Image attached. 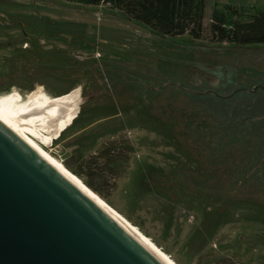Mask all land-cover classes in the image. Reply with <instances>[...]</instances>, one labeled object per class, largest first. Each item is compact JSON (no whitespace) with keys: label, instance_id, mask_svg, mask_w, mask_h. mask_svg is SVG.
I'll use <instances>...</instances> for the list:
<instances>
[{"label":"rangeland","instance_id":"374dc122","mask_svg":"<svg viewBox=\"0 0 264 264\" xmlns=\"http://www.w3.org/2000/svg\"><path fill=\"white\" fill-rule=\"evenodd\" d=\"M226 5L244 15L264 10V0H207L205 35L194 40L159 35L106 6L0 0V15L17 24L20 38L29 34L34 52L29 79L23 67H0V98L13 93L20 104L34 103L37 117L20 121L52 140L44 147L27 136L82 172L177 264H264L258 139L233 124L264 117V109H250L264 89L221 99L178 88L231 94L264 87V45L209 38L214 8ZM114 149L125 152L122 166L102 157Z\"/></svg>","mask_w":264,"mask_h":264},{"label":"water","instance_id":"95a60500","mask_svg":"<svg viewBox=\"0 0 264 264\" xmlns=\"http://www.w3.org/2000/svg\"><path fill=\"white\" fill-rule=\"evenodd\" d=\"M178 88L221 99L264 89ZM0 264L160 263L0 124Z\"/></svg>","mask_w":264,"mask_h":264},{"label":"trees","instance_id":"16d2710c","mask_svg":"<svg viewBox=\"0 0 264 264\" xmlns=\"http://www.w3.org/2000/svg\"><path fill=\"white\" fill-rule=\"evenodd\" d=\"M64 1L88 6H106L125 15L130 20L143 24L151 31L163 36L176 37L189 35L194 40H202L206 31L204 27V18L207 0ZM208 32L210 40L214 43L226 44L228 46L240 48L264 45V10L256 12L252 15H244L235 6L226 5L223 9H218L215 7L211 16ZM208 96L209 95L206 97ZM44 113L45 109L40 106V121L44 120L42 119L44 118ZM242 124V128L249 132L250 127L244 125L246 124L244 120H242ZM235 127L236 126H234V128ZM228 128L231 130L230 126H228ZM40 133L42 132L40 131ZM249 134L258 139L257 147H255L254 150L256 152L255 159L253 161V166L257 167L262 158H264V122L255 125L254 132L250 131ZM231 137L234 138L235 135L233 134ZM237 139L238 138L235 137L234 141ZM125 156L126 155L124 151L116 152V149L102 153V157L104 160L108 161V164L113 166L116 165L117 167L126 163L127 157ZM65 168L70 172L72 171L68 165ZM260 171H264V164L260 170L257 171V173ZM71 173H74V175L80 178L83 182L82 178H84V175L82 172L72 171ZM83 184L92 193L103 200L99 196L101 193L91 182L86 181L85 183L83 182ZM105 203L110 206L107 202ZM111 208L116 211L113 207ZM116 212L119 213L118 211Z\"/></svg>","mask_w":264,"mask_h":264},{"label":"bare ground","instance_id":"6f19581e","mask_svg":"<svg viewBox=\"0 0 264 264\" xmlns=\"http://www.w3.org/2000/svg\"><path fill=\"white\" fill-rule=\"evenodd\" d=\"M21 96L18 94L5 95L0 98V124L8 129L12 134L24 141L27 146L35 152L46 164L58 172L65 180L78 189L90 202H92L100 211L116 223L129 237L143 247L160 264H177L171 257L160 249L150 237L144 235L141 231L127 222L119 213L114 211L103 200L92 193L76 175L68 171L62 164L57 162L48 152L40 148L26 133L34 136L38 143L48 146L52 138L43 136L34 126L20 121L33 120L37 117V107L34 103L20 104ZM15 115L18 118H15ZM10 120H14L20 127V130L13 125ZM31 122V121H30ZM36 122V121H35ZM34 123V122H33ZM52 137V136H51ZM47 149V148H46Z\"/></svg>","mask_w":264,"mask_h":264},{"label":"flooded vegetation","instance_id":"af4514ba","mask_svg":"<svg viewBox=\"0 0 264 264\" xmlns=\"http://www.w3.org/2000/svg\"><path fill=\"white\" fill-rule=\"evenodd\" d=\"M23 32L24 33L22 34L24 35V38H20V36H18L19 30H18L17 24L11 20L6 19L5 16L0 15V62L1 60L4 61L0 63V67H23L24 70L26 71V72L24 71L26 73L25 75H28L26 79H29L31 78V75H30L31 73H29L28 67H33L34 65L33 44L31 42V39L29 38V34L26 31H23ZM261 64L264 66V62H262ZM206 96L207 95L205 96L197 95L196 97L202 98ZM240 104L244 105L242 106L244 109H247L246 102H240ZM250 109L255 110L256 113L258 111L263 110L264 109V96L258 102H253L251 104ZM238 119H237V122H234L233 124L242 128V125H241L242 121ZM244 121L247 124V126L250 127L249 132L250 131L254 132L255 125H258L259 123H263L264 119L253 117L252 119L249 120V118L246 117L244 118ZM31 126H34L35 129L38 130V126L36 125H31ZM246 132L247 131H244V133ZM156 175H157V172L154 169L153 175H152L153 178L154 177L156 178ZM177 178L175 177L176 181H177Z\"/></svg>","mask_w":264,"mask_h":264}]
</instances>
